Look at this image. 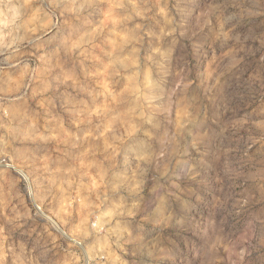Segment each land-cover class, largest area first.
I'll use <instances>...</instances> for the list:
<instances>
[{"label": "rangeland", "instance_id": "obj_1", "mask_svg": "<svg viewBox=\"0 0 264 264\" xmlns=\"http://www.w3.org/2000/svg\"><path fill=\"white\" fill-rule=\"evenodd\" d=\"M0 264H264V0H0Z\"/></svg>", "mask_w": 264, "mask_h": 264}]
</instances>
